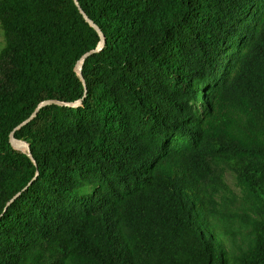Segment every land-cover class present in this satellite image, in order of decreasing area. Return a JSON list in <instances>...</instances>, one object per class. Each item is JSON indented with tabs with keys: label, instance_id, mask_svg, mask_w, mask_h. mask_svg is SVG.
Segmentation results:
<instances>
[{
	"label": "trees",
	"instance_id": "16d2710c",
	"mask_svg": "<svg viewBox=\"0 0 264 264\" xmlns=\"http://www.w3.org/2000/svg\"><path fill=\"white\" fill-rule=\"evenodd\" d=\"M76 1L86 93L74 0H0V264H264V0Z\"/></svg>",
	"mask_w": 264,
	"mask_h": 264
},
{
	"label": "water",
	"instance_id": "95a60500",
	"mask_svg": "<svg viewBox=\"0 0 264 264\" xmlns=\"http://www.w3.org/2000/svg\"><path fill=\"white\" fill-rule=\"evenodd\" d=\"M74 2H75V4H76V6L78 7V9H79L81 15H82L83 18L85 19V21H86L89 25H91V26L96 30V32L98 33V35H99V37H100V40H101V42H100L98 48H97L96 50H94V51H92V52H90V53L84 55V56L82 57V59L80 60V62L78 63V65H77V68H78V70H79V74H80V79H81V81H82V83H83V85H84V90H85V93H86V85H85V81H84L83 76H82L83 65H84V62H85L86 59H88L91 55L100 52V51L103 49V47H104V37H103L102 33L100 32V30H99V29H98V28H97V27H96V26H95V25H94V24L88 19V17H87V16L84 14V12L81 10V8H80L78 2H77L76 0H74ZM84 97H85V95H84ZM84 97H83V99H84ZM83 99L77 101V102L74 103V104H70V103H68V104H64V103L55 102V101H47V102L42 103L41 105L38 106V108L35 110V112L31 115V117H30L27 121H25L23 124L19 125V126H18V127H17V128H16V129L10 134L9 142H10L11 146H12L13 148L17 149V150H25V151L27 152L28 156L30 157V159H31L32 161H34L33 158H32V155H31V151H30V147H29V145H28L25 141L17 140V139L15 138L14 135H15L16 131L20 130L23 126L27 125L31 120H33V119L37 116L39 110L42 109V108H44V107H47V106L76 107V106H79V105L82 104ZM37 176H38V174L36 175V177H37ZM35 179H36V178H35ZM35 179H34V180H35ZM32 183H33V182L29 183L28 186L25 187L21 193L25 192V191H26V190L32 185ZM21 193H19L17 196H15V197L11 200V202L7 205V207H8L11 203H13V201L16 200V199L21 195ZM7 207H6V209H7ZM6 209H5V210H6Z\"/></svg>",
	"mask_w": 264,
	"mask_h": 264
},
{
	"label": "rangeland",
	"instance_id": "374dc122",
	"mask_svg": "<svg viewBox=\"0 0 264 264\" xmlns=\"http://www.w3.org/2000/svg\"><path fill=\"white\" fill-rule=\"evenodd\" d=\"M4 36L2 33V30L0 28V51L2 50V48L4 47ZM224 181L226 182V184L228 185L229 189L234 193V195L231 197V199H233L236 196L240 195V191L236 188V175L229 171L226 170L225 171V175H224ZM232 201V200H231ZM237 203L235 204V208L237 209V207H240L239 202L236 201ZM239 223L237 222L236 225H238ZM238 240L241 242V235L238 237ZM227 244H228V240H227Z\"/></svg>",
	"mask_w": 264,
	"mask_h": 264
}]
</instances>
